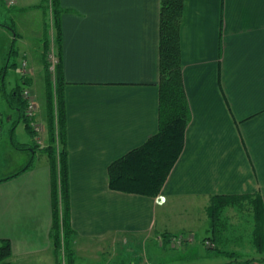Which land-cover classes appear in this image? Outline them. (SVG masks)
Segmentation results:
<instances>
[{"label":"crops","instance_id":"crops-1","mask_svg":"<svg viewBox=\"0 0 264 264\" xmlns=\"http://www.w3.org/2000/svg\"><path fill=\"white\" fill-rule=\"evenodd\" d=\"M59 4L77 262L109 264L113 254L103 253L119 235H192L204 223L208 231L207 209L216 195H260L264 202V0H188L181 60L191 120L183 151L156 197L111 189L108 168L158 131L161 0ZM53 32L45 0L12 6L0 0V239L11 242V264L56 262L45 150ZM18 86L30 90L38 118L46 121L39 138L31 135L28 142L13 130L27 145L21 149L12 137L1 141L3 125L9 121L10 128L19 118L7 100ZM7 153L14 158L3 159ZM177 254L168 251L158 264L162 258L163 264L178 262Z\"/></svg>","mask_w":264,"mask_h":264},{"label":"trees","instance_id":"trees-1","mask_svg":"<svg viewBox=\"0 0 264 264\" xmlns=\"http://www.w3.org/2000/svg\"><path fill=\"white\" fill-rule=\"evenodd\" d=\"M45 2L47 9L52 10V23L57 33L54 42L59 44L62 8L59 0H45ZM187 3L188 0H161L158 131L144 144L130 150L109 165V186L113 190L153 197L158 196L183 151L186 129L191 120V110L186 94L181 60V26L186 19ZM60 63L59 57L55 86L52 93L49 90L50 142L45 147L51 168L53 223L50 235L53 242L55 264H76V251L73 243L77 237V232L71 224L69 151ZM46 68L48 75L51 76L48 62ZM24 90L25 88L18 86L7 97V100L13 108L19 110V119L16 124L24 121L26 130L30 135L38 136L32 126L34 117L27 114L28 99L24 96ZM11 139L16 148L27 147V145L18 142L13 135ZM29 165L20 172L26 170ZM239 199H249L251 201L255 220L253 244L257 252H262L264 251V202L260 195L214 196L207 209L210 219L208 232L211 235H208L205 241L213 240V243H216V241L220 242L222 240V231L227 226L224 221L225 211L228 206ZM182 234L165 232L160 235V238L165 247H170L173 241L178 237L180 238ZM207 249L209 252L230 256L231 262L239 264L264 262V256L241 260L239 256H235L236 251L223 250L214 244L207 246ZM11 256L10 240L0 239V264H11Z\"/></svg>","mask_w":264,"mask_h":264},{"label":"rangeland","instance_id":"rangeland-1","mask_svg":"<svg viewBox=\"0 0 264 264\" xmlns=\"http://www.w3.org/2000/svg\"><path fill=\"white\" fill-rule=\"evenodd\" d=\"M49 13L51 14V21L53 22L51 9H49ZM53 33L56 37L57 33L55 28ZM51 54H54L57 57L59 56L58 44L54 43V46H52L51 49H48V63L50 62L49 59ZM56 72L57 68L53 71H49L51 76L48 78L50 85L48 89L51 90V93L56 81ZM33 102L35 107L31 110V113L34 117L32 126L33 129L38 133L37 138H39V134L41 135L42 130L46 127V121L44 122L38 118L39 107L35 99H33ZM18 119L19 118H16L14 121H12L10 128L8 126L9 121L6 120L7 122L3 125L4 130L1 141L9 140L12 137L13 130L16 128L17 140L20 142H28V138L31 137V135L26 130L24 121H20L17 123L18 125L16 124ZM1 130L2 128L0 129V136L2 132ZM10 154L11 153H7L3 155V159L5 157L8 158ZM23 155L25 154H22V158L24 159L25 156ZM13 158L14 156L11 158L9 156V159ZM224 221L226 222L227 226L222 231V240L220 242L216 241V243H213V240L205 241L208 231H206L207 224L204 223L200 226L197 225L192 235L188 231L182 232L183 234L180 236V238L178 237V239L174 240L170 247H165L162 243V239L156 235L150 237L144 235L137 237H132V235H119L115 239L116 242H112V244L110 243L111 245H108L105 248L106 251L103 253V255H106L107 257V255H109L108 253L111 252L110 254H113L114 258L111 261L112 263L109 262V264H158V257H161V255H164L165 253L167 254L168 251L171 253L178 252L177 255H181L180 260L174 264H225L227 261L231 260V257L227 255L208 256L207 246L214 244L223 250L236 251L235 256H239L241 260H248L251 258L264 256V251L257 252V249L253 244L255 220L254 211L249 199H239L228 206L224 214ZM75 240L73 243L74 249ZM105 244V241L102 242V246ZM200 254L203 255V258H200ZM165 260L166 258H162V263L160 264H163ZM75 263L93 264V261L90 259H85L81 262H77L76 260ZM261 264L264 263L261 262Z\"/></svg>","mask_w":264,"mask_h":264},{"label":"built area","instance_id":"built-area-1","mask_svg":"<svg viewBox=\"0 0 264 264\" xmlns=\"http://www.w3.org/2000/svg\"><path fill=\"white\" fill-rule=\"evenodd\" d=\"M5 2L7 3V5H15L16 3V0H5ZM50 62H49V69L50 71H53L57 68V65L59 63V57L55 56L54 54L50 55ZM25 66H26V63H24L23 65V69L25 70ZM24 96L26 99H28V114L30 116H33L32 113H31V110L34 109L35 107V104L33 102V97L31 96V93H30V90L25 88L24 90ZM1 129V128H0Z\"/></svg>","mask_w":264,"mask_h":264}]
</instances>
